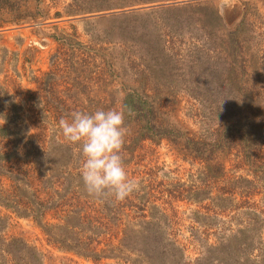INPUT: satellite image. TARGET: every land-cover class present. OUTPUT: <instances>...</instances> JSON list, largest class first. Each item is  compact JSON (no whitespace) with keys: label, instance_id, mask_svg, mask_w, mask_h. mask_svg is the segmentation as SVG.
<instances>
[{"label":"rangeland","instance_id":"374dc122","mask_svg":"<svg viewBox=\"0 0 264 264\" xmlns=\"http://www.w3.org/2000/svg\"><path fill=\"white\" fill-rule=\"evenodd\" d=\"M192 1L218 12L220 0H164L100 11L79 10L96 0H0V127L12 130L0 135V250L4 244L15 250L12 257L3 253L1 258L38 264L31 258L35 254L39 264H130L135 254L128 251L129 243L118 240L117 229L143 225L157 206L168 215L164 226H174L185 261H193L219 236L244 223V216L227 220L216 196L231 177L249 172L216 143H197L195 152L183 138L134 142L136 123L125 117L129 131L122 156L141 189L117 205L114 198L87 194L80 147L65 140L59 127V120H70L74 111L122 110L128 92L151 98L163 126L196 135L216 127L217 121L207 116L209 103L196 99L228 94L220 85L226 78L222 59H230L202 44L207 31L192 12L171 9ZM243 10L254 25L241 32L253 48L244 57L252 64L262 58L264 64V0H232L223 15L218 12L221 25L215 34L233 30ZM233 76L264 81V70L257 76ZM194 190H199L196 195ZM259 197L252 200L264 211ZM30 199L41 208L46 226L61 224L63 210L71 207L92 210L110 226L105 239L115 246L111 255L92 258L61 248L33 217ZM104 208L107 213L99 215ZM140 208L146 217H138Z\"/></svg>","mask_w":264,"mask_h":264},{"label":"trees","instance_id":"16d2710c","mask_svg":"<svg viewBox=\"0 0 264 264\" xmlns=\"http://www.w3.org/2000/svg\"><path fill=\"white\" fill-rule=\"evenodd\" d=\"M156 1L164 0H96L94 6L79 10H109ZM10 5L6 7L11 8L14 4ZM171 9L176 12H192L191 14L197 18L199 27L207 31L202 44L213 47L210 49L215 54L220 50L230 59L227 61L222 59L226 78L220 85L228 94L218 99H196L199 102L209 103L205 105L209 110L208 119L210 122L217 121L216 127L205 129L204 133L196 135L194 132H183L175 127L163 126L161 121H156V110L151 98L128 92L123 98L122 111L125 117L131 118L136 123V126H131L134 130L131 140L138 142L148 137L157 140L166 136L171 137L172 141L173 139L178 141L180 138L187 140L192 143L191 149L195 152H198L199 148L197 143L204 142L216 143L214 146L221 153L227 150L228 154L237 158V164L245 166L249 173L231 177L225 185L219 187L216 198L222 206L218 203L217 206L227 220L235 221L240 216H244L245 219L244 223L238 224L239 227L234 230L229 229L228 234L219 236L216 244L205 247L203 254L193 261H185L184 249L173 237L174 226L171 225V228L164 226L168 223V215L157 206H154V211L150 214L144 208H140L141 214L138 217H146L145 213H148L149 217L148 220H144L143 225L118 227L117 231L120 234L118 240L129 243L128 251L135 254V257L130 259V264H264V211L258 208L257 200H252L255 195H260V205L264 203V192H262L264 190V81L260 78L233 76L234 74L257 76L264 70L262 58L258 64H252L244 57V54L251 52L253 48L241 38V32L244 31V27L254 28V25L248 20L247 12L243 10V16L234 29L227 35L219 37L215 34V30L221 25L220 16L214 7L192 1L174 4ZM214 37L218 38L217 42ZM165 100L161 99V101ZM9 134H12L10 128L0 127V135ZM198 191L194 190L195 195ZM144 192L146 195H152L150 189L145 188ZM167 193L170 198L176 197L169 190ZM213 199L215 198H211ZM34 201L30 199L28 203L33 205V208L30 206L28 209L34 213L33 217L45 234L61 248L92 258L100 254L111 255V249L115 246L107 244L108 240L105 239L110 226L92 210L82 211V206L78 209L71 207L63 210L61 224L46 226L41 220V208L33 204ZM116 203L120 204L117 201ZM106 213L107 208H104L103 214L99 215ZM56 230L63 232L59 234ZM111 235L113 236L112 233ZM4 245L0 250V264H14L8 262L7 257L1 258L3 253L12 257L15 251ZM27 250L28 248L24 249ZM31 258L39 264L35 254Z\"/></svg>","mask_w":264,"mask_h":264},{"label":"clouds","instance_id":"9594fccd","mask_svg":"<svg viewBox=\"0 0 264 264\" xmlns=\"http://www.w3.org/2000/svg\"><path fill=\"white\" fill-rule=\"evenodd\" d=\"M232 7V0H220L218 12ZM59 127L65 140L80 147L83 159L81 179L89 196L123 201L141 189L124 165L122 150L129 129L122 110L74 111L71 119L61 118Z\"/></svg>","mask_w":264,"mask_h":264}]
</instances>
